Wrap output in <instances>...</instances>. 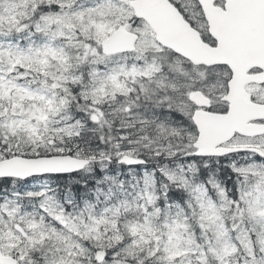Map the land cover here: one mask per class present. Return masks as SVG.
Instances as JSON below:
<instances>
[{"label":"snow or ice","instance_id":"6c2138e0","mask_svg":"<svg viewBox=\"0 0 264 264\" xmlns=\"http://www.w3.org/2000/svg\"><path fill=\"white\" fill-rule=\"evenodd\" d=\"M0 264H264V0H0Z\"/></svg>","mask_w":264,"mask_h":264}]
</instances>
